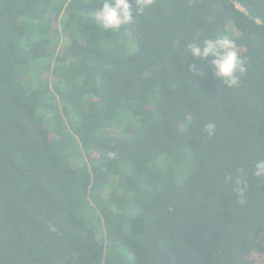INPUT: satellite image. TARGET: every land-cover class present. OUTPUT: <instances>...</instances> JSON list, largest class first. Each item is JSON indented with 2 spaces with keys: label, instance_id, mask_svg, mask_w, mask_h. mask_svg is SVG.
<instances>
[{
  "label": "trees",
  "instance_id": "1",
  "mask_svg": "<svg viewBox=\"0 0 264 264\" xmlns=\"http://www.w3.org/2000/svg\"><path fill=\"white\" fill-rule=\"evenodd\" d=\"M130 2L113 31L103 0H0V264L264 254V0ZM217 37L237 86L188 49Z\"/></svg>",
  "mask_w": 264,
  "mask_h": 264
},
{
  "label": "clouds",
  "instance_id": "2",
  "mask_svg": "<svg viewBox=\"0 0 264 264\" xmlns=\"http://www.w3.org/2000/svg\"><path fill=\"white\" fill-rule=\"evenodd\" d=\"M151 0H136L138 12H142ZM92 20L104 30H116L122 25L132 24L137 16H133V7L130 0H103L102 6L97 8ZM188 49L193 56L208 57L213 56L211 63L216 69V75L225 78L229 87L237 86L239 77L237 73L243 74L246 71L243 60L241 59L233 40L225 37L209 38L203 41V45L192 43ZM192 71H198L194 66ZM215 125L209 123L206 131L212 135ZM252 174L256 178H264V159H257L254 164Z\"/></svg>",
  "mask_w": 264,
  "mask_h": 264
},
{
  "label": "rangeland",
  "instance_id": "3",
  "mask_svg": "<svg viewBox=\"0 0 264 264\" xmlns=\"http://www.w3.org/2000/svg\"><path fill=\"white\" fill-rule=\"evenodd\" d=\"M60 24L62 25V22H60ZM231 31H234V27L231 28ZM64 41H61L57 47V52L60 50L61 46L64 45ZM50 79H51V85H52V75H50ZM55 82V81H54ZM52 90L54 91V93L58 96V93L54 90V88L52 87ZM59 98V96H58ZM254 264H264V254H257L255 256V263Z\"/></svg>",
  "mask_w": 264,
  "mask_h": 264
}]
</instances>
